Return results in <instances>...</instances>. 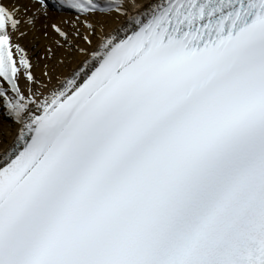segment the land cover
Segmentation results:
<instances>
[{
	"label": "snow or ice",
	"instance_id": "snow-or-ice-1",
	"mask_svg": "<svg viewBox=\"0 0 264 264\" xmlns=\"http://www.w3.org/2000/svg\"><path fill=\"white\" fill-rule=\"evenodd\" d=\"M0 264H264V0H0Z\"/></svg>",
	"mask_w": 264,
	"mask_h": 264
}]
</instances>
